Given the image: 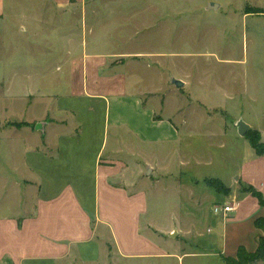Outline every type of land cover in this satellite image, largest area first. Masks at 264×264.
I'll return each mask as SVG.
<instances>
[{"label":"crops","instance_id":"crops-1","mask_svg":"<svg viewBox=\"0 0 264 264\" xmlns=\"http://www.w3.org/2000/svg\"><path fill=\"white\" fill-rule=\"evenodd\" d=\"M94 1L97 0H11L12 7H8L7 0H0V47L6 31L13 28L24 35L34 29V39L42 31H51L49 35H54V39L58 36L62 45L60 54L55 56L54 41L48 36L43 42L39 39L45 45L51 44V48L41 55L36 52L34 62L26 63L22 54L16 52L6 58L0 52V101L4 102V111L9 113L19 102L22 110L18 114L24 115L40 98L45 102L35 115L2 119L5 123L25 121L30 125L20 128L5 125L0 130V204L15 206L10 214L0 213V264H128L124 260H131L130 264L135 260L150 264V258L173 255L165 245L176 230L155 226L149 200L153 196L165 199L166 187L176 185L177 181H181V187L186 186L182 182L187 174L182 171L180 146L183 126L175 123L178 110L166 114L164 104L156 96L147 98L152 89L130 77L129 69L119 64L106 68L98 56L88 55L83 47L66 46L72 40L68 30L70 14L85 13ZM84 25L82 19L74 27L80 29ZM56 28L59 32H55ZM77 35L80 39V31ZM54 72H63L68 77L65 85L70 94L85 101L61 104L51 92H41L39 85L44 83L40 77ZM5 73L10 78H5ZM77 76L82 77L78 83ZM242 98L252 103L260 98L264 102V84L254 94H249L246 87L240 94L241 101ZM97 105L99 117H95ZM80 111L83 116L78 115ZM60 114L68 115L69 119ZM209 117L212 122L217 120L216 116ZM38 120L42 121L40 129L31 125ZM241 121L236 118L232 123L234 131L238 132ZM246 124L264 142V125ZM96 128L100 134L94 147ZM220 128L221 132L230 129ZM73 138L77 140L71 141ZM187 147L183 149L186 155L193 149ZM246 150L239 169H245L246 165L264 167V155L251 151L247 145ZM236 179L239 191L241 183L251 184L244 175ZM199 184L200 180L192 177L188 187L196 190L192 194L197 193L194 198L200 204V197L207 192L202 189L200 194ZM181 187L177 189L178 195L182 193ZM217 200L222 199L219 196ZM176 204L182 213L177 217L180 221L191 209L180 199ZM262 213L263 209L257 216ZM257 216L251 218L252 224ZM194 219L202 221L199 216ZM227 219L222 217L225 228L222 234L228 229ZM171 221L162 220L173 224ZM237 233L225 234V255H234L239 245L245 247V237ZM260 235L255 234L248 251L255 250ZM175 256L182 262L181 254Z\"/></svg>","mask_w":264,"mask_h":264},{"label":"rangeland","instance_id":"rangeland-1","mask_svg":"<svg viewBox=\"0 0 264 264\" xmlns=\"http://www.w3.org/2000/svg\"><path fill=\"white\" fill-rule=\"evenodd\" d=\"M10 2L11 0H7L8 7H12ZM209 2L218 3V8L211 9ZM70 16L71 27L68 30L72 40L66 46L83 47L88 55L98 56L106 68L111 69L119 64L129 69L127 71L130 73H126L130 77L154 90L150 92L152 90L148 89L147 98L156 96L155 99L164 104L166 114L178 110L177 121L173 120L178 126H183L180 129V146L183 154L182 171L187 174L182 182L186 186L181 187V181H177L176 185L166 187L165 199L153 196L149 200L150 217L155 226L177 231L175 236L170 235V242L166 241L168 246L165 245L173 255L162 259L150 258L149 263L223 264L219 254H224L227 248L225 234L232 232L245 237V248L248 249L255 234L257 237L261 233L250 220L262 209L256 197L249 192V195L240 192L244 190L243 186L239 191V179L236 177L244 175L252 185L261 189L258 191L264 201V167L246 165L245 169H239L247 155L246 145L251 151L253 149L249 146V141L234 131L232 123L240 118L252 126L264 125L263 100L257 98L254 103L246 102L244 98L240 100V94L243 95L246 87L249 94H254L257 89L260 92V87L264 84V0H97L86 8L85 13L74 11ZM82 19L85 21L84 27L75 28ZM33 31L34 29H30L24 35L17 28L10 32L7 30L0 52L6 58L17 52L18 55L22 54L24 63L34 62L36 52L41 55L45 49L51 48V44L41 43L48 36L54 41V55L60 54L62 45L58 36L55 35L54 39V35H49L51 31H42L34 39ZM77 31L81 33L80 39ZM55 32H59L57 28ZM62 73L54 72L40 77L45 85H39L40 91L51 92L56 100L60 99L61 104L85 101V98H75L70 94L65 85L68 77ZM106 77L110 75L104 78ZM5 78H10V75L5 73ZM81 78L76 77L77 83ZM174 79L183 81V87H176ZM1 92L2 84L0 94ZM21 105L16 102L13 110L6 113L4 102L0 101V130L7 125L2 119H18V116L23 115L18 114L22 110H19ZM44 105L45 102L40 98L39 103L29 107L23 116L26 117L29 113L35 115ZM99 108L98 105L95 108V117H99ZM102 113L104 114L103 106L101 116ZM78 115L83 116V112L80 111ZM208 115L216 116L217 120L212 122ZM59 116L69 119L68 115ZM41 123L38 120L31 125L40 129ZM220 126H228L230 129L221 132ZM98 130L96 128L94 132V147L100 134ZM83 133L86 137L85 129ZM68 135L74 136L70 133ZM64 136L66 135H62ZM75 140L77 139L73 138L71 141ZM187 146L193 148L188 155L183 150L188 149ZM192 177L200 180L197 191L202 194L201 190L205 189L207 192L203 195L206 198L200 197V204L194 198L197 193L192 194L196 190L188 187ZM207 177L222 180L230 188L229 194H220L205 185L203 179ZM177 184L182 188L180 195L176 193L180 188ZM257 188L254 187L256 191ZM219 196L222 200L217 202ZM178 199L191 209L180 221L177 219L182 216L176 207ZM224 202L238 205L235 211L227 215L228 229L222 234L225 230L222 227V216L213 212V206ZM4 205L3 202L0 204L1 214L13 212L14 205ZM197 216L202 217L201 223L200 219L195 222L194 218ZM167 218L173 220V224L162 222ZM208 227L211 228L209 232ZM152 251L155 249L152 248ZM177 254L182 255L180 263L175 256ZM125 261L131 263V260ZM134 264L143 263L135 260Z\"/></svg>","mask_w":264,"mask_h":264},{"label":"trees","instance_id":"trees-1","mask_svg":"<svg viewBox=\"0 0 264 264\" xmlns=\"http://www.w3.org/2000/svg\"><path fill=\"white\" fill-rule=\"evenodd\" d=\"M7 125L20 128L28 125V123L24 121L9 122ZM244 136L257 154L264 155V142L261 141L260 134L256 130L249 129ZM203 182L220 194L226 195L230 192V188L217 177L204 178ZM242 186L244 187L242 191L249 192L252 196L256 197L259 206L263 209V213L257 216L253 221L254 227L261 230V235L258 238V243L254 251H248L244 245H239L234 255H224L220 253L219 255L223 264H256L257 262H264V201H262L259 191H256L253 185L241 183L240 188Z\"/></svg>","mask_w":264,"mask_h":264},{"label":"water","instance_id":"water-1","mask_svg":"<svg viewBox=\"0 0 264 264\" xmlns=\"http://www.w3.org/2000/svg\"><path fill=\"white\" fill-rule=\"evenodd\" d=\"M218 3H216V2H209L208 3V6L211 8V9H217L218 8ZM173 83H174V85L176 86V87H183V85H184V82L183 81H181V80H178V79H174L173 80ZM240 125H239V128H238V132H239V134L240 135H242V136H244L245 135V133L249 130V125L248 124H246L245 122H243V121H241L240 123H239ZM176 231H173L172 233H171V235H176V233H175Z\"/></svg>","mask_w":264,"mask_h":264},{"label":"built area","instance_id":"built-area-1","mask_svg":"<svg viewBox=\"0 0 264 264\" xmlns=\"http://www.w3.org/2000/svg\"><path fill=\"white\" fill-rule=\"evenodd\" d=\"M235 205L234 204H229V203H222V204H218V205H214L213 206V212L215 214H220L222 217H227V215L231 212L235 210Z\"/></svg>","mask_w":264,"mask_h":264}]
</instances>
